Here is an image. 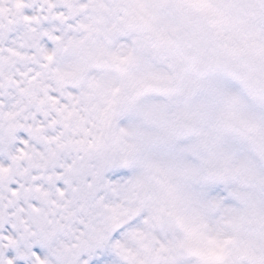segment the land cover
<instances>
[{
    "label": "snow or ice",
    "instance_id": "snow-or-ice-1",
    "mask_svg": "<svg viewBox=\"0 0 264 264\" xmlns=\"http://www.w3.org/2000/svg\"><path fill=\"white\" fill-rule=\"evenodd\" d=\"M0 264H264V0H0Z\"/></svg>",
    "mask_w": 264,
    "mask_h": 264
}]
</instances>
